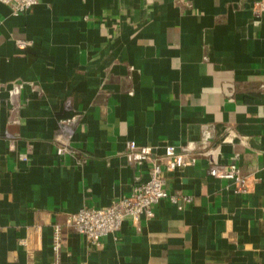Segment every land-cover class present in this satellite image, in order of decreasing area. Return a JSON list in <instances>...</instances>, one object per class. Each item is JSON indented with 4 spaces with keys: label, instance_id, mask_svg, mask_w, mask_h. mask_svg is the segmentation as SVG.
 <instances>
[{
    "label": "crops",
    "instance_id": "crops-1",
    "mask_svg": "<svg viewBox=\"0 0 264 264\" xmlns=\"http://www.w3.org/2000/svg\"><path fill=\"white\" fill-rule=\"evenodd\" d=\"M259 3L40 0L16 15L0 2V264H264ZM68 119L72 150L60 157ZM205 139L222 164L238 155L247 193L209 175L196 153L167 174L179 204L161 200L154 217L124 221L98 246L65 224L148 179V166L128 161V141L161 155Z\"/></svg>",
    "mask_w": 264,
    "mask_h": 264
},
{
    "label": "built area",
    "instance_id": "built-area-1",
    "mask_svg": "<svg viewBox=\"0 0 264 264\" xmlns=\"http://www.w3.org/2000/svg\"><path fill=\"white\" fill-rule=\"evenodd\" d=\"M40 0H0L1 3L9 6L16 15L29 11L37 5ZM264 9V5L259 3V11ZM26 41H20L21 47L27 46ZM13 94H18L20 88L14 86ZM73 119L62 120L60 123V133L57 135L56 153L62 157L71 153V143L74 134ZM209 139L201 143L190 146L187 149L179 148L168 144L164 147L161 155L155 152L150 145H139L136 141L126 143V157L130 163H138L148 166V179L134 185L132 193L128 196L115 200L109 206L102 208H83L75 213L66 215L65 224L74 229L79 234L95 246L100 245L103 237L119 231L124 221L130 219L138 221L143 215L147 218L154 217V206L163 199H169L172 203L179 204L180 198L172 195L166 188L167 174L192 165L196 161V153L206 155L209 160L208 173L216 179L231 180L235 183L236 191L247 193L249 190L248 177L243 173L236 161L238 155H234V160L229 164H222L218 161L217 153L208 148ZM191 202L190 197H183L182 205ZM60 227L57 225L54 232L53 249L59 253Z\"/></svg>",
    "mask_w": 264,
    "mask_h": 264
}]
</instances>
